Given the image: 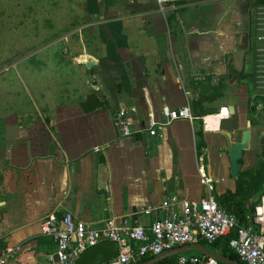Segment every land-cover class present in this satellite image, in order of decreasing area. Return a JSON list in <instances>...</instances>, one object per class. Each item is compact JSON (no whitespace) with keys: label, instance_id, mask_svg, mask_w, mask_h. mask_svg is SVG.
Wrapping results in <instances>:
<instances>
[{"label":"crops","instance_id":"0c3cea01","mask_svg":"<svg viewBox=\"0 0 264 264\" xmlns=\"http://www.w3.org/2000/svg\"><path fill=\"white\" fill-rule=\"evenodd\" d=\"M254 1L173 0L160 9L156 0H73L84 23L32 49L31 34L17 37L24 27L16 25L15 2L0 0V250L21 246L8 264L46 263L55 249L40 232L46 212L69 211L93 227L113 216L147 224L150 215L131 213L165 199L205 197L200 171L219 196L235 191L242 171L260 167L264 100L255 105V86L252 93L244 81L254 82L245 61L256 44ZM60 40L93 63L72 59L57 84L33 64ZM200 82L211 84L209 93L199 92ZM62 89L74 95L66 99ZM91 92L103 105L85 113L79 103ZM187 104L195 118L172 122L160 137L120 135L121 107L134 105L131 117L142 122L150 108L163 119L160 109ZM248 120L250 146L233 177L224 133L239 139ZM256 197L240 205L249 210Z\"/></svg>","mask_w":264,"mask_h":264},{"label":"built area","instance_id":"2783aa9c","mask_svg":"<svg viewBox=\"0 0 264 264\" xmlns=\"http://www.w3.org/2000/svg\"><path fill=\"white\" fill-rule=\"evenodd\" d=\"M168 1L156 0L160 9ZM254 86L253 97H264V3L253 8ZM258 107V106H257ZM134 105L121 107L117 112V125L122 136L142 134L157 138L165 128L179 119L192 120L189 105L177 108H162L163 119L149 109L145 120L138 122L131 114L136 112ZM139 123L138 127L135 124ZM147 143V142H146ZM207 195L194 199H165L158 205L140 207L131 216L150 215V223L138 219L129 221L126 216H113L105 219L100 227L87 225L76 219L69 211L60 215L46 212L40 217V232L49 236L55 249L46 257L45 264H74L79 255L88 247L103 240L118 244V254L105 264H137L145 257H153L163 251L187 244H212L227 238V247L243 264H264V212L259 211L263 202L255 207L252 217L241 223L238 217L217 203L213 194L211 178L203 174ZM21 250V246L0 250V264H8L9 259ZM178 264H221L218 260L199 253L177 255Z\"/></svg>","mask_w":264,"mask_h":264},{"label":"rangeland","instance_id":"374dc122","mask_svg":"<svg viewBox=\"0 0 264 264\" xmlns=\"http://www.w3.org/2000/svg\"><path fill=\"white\" fill-rule=\"evenodd\" d=\"M15 2L16 11H17V26L24 27V31L21 30L20 34H17V37L22 38V33H25V36L29 34L32 35L31 48L34 49L38 46H45L51 42H54L56 39L66 36L71 33L73 29L78 28L83 22L84 18L82 11H78L73 3V0H5V2ZM23 4V8L19 5ZM6 26V25H5ZM23 29V28H22ZM5 29H0V37L3 35ZM41 33V34H40ZM41 35V38H40ZM74 37H77V33H74ZM40 38V39H38ZM3 39H1L2 41ZM29 41V40H28ZM22 46V45H20ZM253 46V45H252ZM17 47V45H16ZM19 47V46H18ZM66 48L65 42L61 41L58 45H55L54 48L49 51H45V57L41 61L34 62L33 65H36L34 68L38 71L41 68L48 70L49 74L47 79L57 84L61 83L60 80V71L64 70L72 64V59H75V55L79 52L75 46L68 49ZM254 52L248 51L245 61L247 74L251 75V72L254 67ZM34 60V59H33ZM41 65V67H37ZM64 81V80H63ZM247 82L252 93H254V82L251 78L244 80ZM64 82H62L63 84ZM69 87V86H67ZM70 89V88H68ZM68 89H62L61 93L64 98H69L73 96ZM69 92L71 95H68ZM38 110L42 109L38 107ZM258 149V147H257ZM256 166L262 161V158L259 159V155H256ZM264 194V191L262 192ZM259 197L257 196L256 199ZM208 246L207 243H205ZM187 254L195 253V251L186 252Z\"/></svg>","mask_w":264,"mask_h":264},{"label":"water","instance_id":"95a60500","mask_svg":"<svg viewBox=\"0 0 264 264\" xmlns=\"http://www.w3.org/2000/svg\"><path fill=\"white\" fill-rule=\"evenodd\" d=\"M87 55H81L75 58L78 62H83L89 67L93 60L89 61ZM200 74V73H199ZM236 77V76H234ZM203 80L201 76L199 81ZM96 81H93L94 86ZM197 88L200 93H209L211 89L210 83L200 82L197 83ZM103 101L94 93H88L85 95L83 101L79 103V107L85 113L94 111L101 107ZM231 109V108H230ZM252 135L251 121H247V128L241 133L239 139H234L232 133H224L226 140L228 157L230 162V174L233 177H237L241 170V162L243 152L250 146V139ZM259 143L264 144V131L259 133ZM51 149V147H50ZM195 251L204 256L212 257L218 260L222 264H243L235 258H232L226 254H223L220 249L212 250L204 243L187 244L180 247L172 248L170 250L163 251L162 253L155 255L149 259L138 262L137 264H156L168 257L177 256L181 253ZM118 254V244L112 240H103L97 244L86 248L76 259L74 264H105L109 259L115 257Z\"/></svg>","mask_w":264,"mask_h":264},{"label":"trees","instance_id":"16d2710c","mask_svg":"<svg viewBox=\"0 0 264 264\" xmlns=\"http://www.w3.org/2000/svg\"><path fill=\"white\" fill-rule=\"evenodd\" d=\"M263 3L264 0L254 1V5H259ZM260 100H264V98H260L259 96L256 97L255 105L258 104ZM263 156H264V148H263ZM263 191H264V162L261 163L258 169H249L242 171L239 174V176L236 178V188L234 192L227 191L226 193L219 196L215 195L214 193V196L217 203L222 208L230 210L231 208L234 207V211L237 214L236 216L238 217L239 221L241 223H246L247 222L246 215L249 213V217H252V215L254 214L255 207L260 203V197ZM253 195L258 196L259 198L251 202L249 210H246L243 206L240 205V201L243 198H250ZM225 203L227 204V206H225ZM208 247L212 250H214L217 247L218 249L221 250L223 254H226L238 260L237 256L227 247V238L219 239L215 243L208 244ZM149 258L151 257H145L143 260ZM156 264H178L177 256L168 257Z\"/></svg>","mask_w":264,"mask_h":264},{"label":"bare ground","instance_id":"6f19581e","mask_svg":"<svg viewBox=\"0 0 264 264\" xmlns=\"http://www.w3.org/2000/svg\"><path fill=\"white\" fill-rule=\"evenodd\" d=\"M214 119H216V117L214 116V118H213V116L211 117H209V125L208 126H213L214 125ZM262 203L259 205V211L260 212H264V196H263V199H262Z\"/></svg>","mask_w":264,"mask_h":264}]
</instances>
